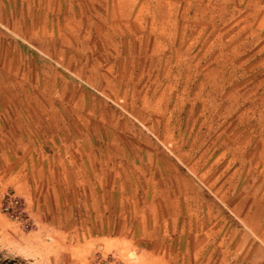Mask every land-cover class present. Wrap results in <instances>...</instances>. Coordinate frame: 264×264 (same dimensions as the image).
I'll list each match as a JSON object with an SVG mask.
<instances>
[{"label":"rangeland","instance_id":"obj_1","mask_svg":"<svg viewBox=\"0 0 264 264\" xmlns=\"http://www.w3.org/2000/svg\"><path fill=\"white\" fill-rule=\"evenodd\" d=\"M0 264H264V0H0Z\"/></svg>","mask_w":264,"mask_h":264}]
</instances>
